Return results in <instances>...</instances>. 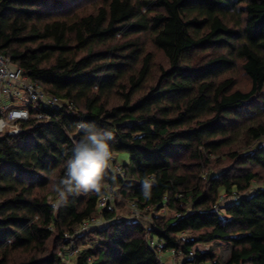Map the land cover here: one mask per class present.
<instances>
[{"label":"trees","instance_id":"trees-1","mask_svg":"<svg viewBox=\"0 0 264 264\" xmlns=\"http://www.w3.org/2000/svg\"><path fill=\"white\" fill-rule=\"evenodd\" d=\"M0 54L74 108L0 129V264H264V0H0ZM82 123L127 155L112 211L52 207Z\"/></svg>","mask_w":264,"mask_h":264},{"label":"clouds","instance_id":"clouds-1","mask_svg":"<svg viewBox=\"0 0 264 264\" xmlns=\"http://www.w3.org/2000/svg\"><path fill=\"white\" fill-rule=\"evenodd\" d=\"M80 129L82 135L74 145L73 157L53 185L57 194L54 208L66 205L70 196L87 192L103 194L108 189L109 171L114 170V155L109 143L114 139L113 133L94 124L82 123ZM148 188V184L143 186L146 198L150 196Z\"/></svg>","mask_w":264,"mask_h":264},{"label":"built area","instance_id":"built-area-1","mask_svg":"<svg viewBox=\"0 0 264 264\" xmlns=\"http://www.w3.org/2000/svg\"><path fill=\"white\" fill-rule=\"evenodd\" d=\"M24 96L27 97L29 102L26 105L17 107L14 105V101L24 102ZM11 101V105L7 102ZM42 104L52 110H59L63 107H67L69 110L74 109L71 105L63 103L57 97L47 95L42 91L40 86L31 81L24 74V70L11 63L8 57H4L0 54V129L7 124L16 121H27L29 118V111L27 106H38ZM42 118V116H38ZM114 170H110L114 175L124 178L125 172L121 165L113 163ZM113 197L109 191H107L98 201V208L107 209L112 211L114 209ZM53 207V204H52ZM54 208V207H53ZM57 208H54L56 210ZM103 224L101 219H92L90 223L84 224L79 230L75 232V236H79L89 229L99 227ZM74 236V237H75ZM74 237H67L68 239H74ZM68 256H74L78 250L73 245L65 250Z\"/></svg>","mask_w":264,"mask_h":264},{"label":"rangeland","instance_id":"rangeland-1","mask_svg":"<svg viewBox=\"0 0 264 264\" xmlns=\"http://www.w3.org/2000/svg\"><path fill=\"white\" fill-rule=\"evenodd\" d=\"M156 60L158 61V63H163L164 62V59L161 56H157ZM234 76L237 78V80H238L237 82H239L238 83V87L239 88H243L244 86L247 85V80L243 76V74L240 72V70H238V72H236L234 74ZM24 99H25L24 102H19V101L15 100L13 103L17 107H21L23 105H26L29 102V100L27 99L26 96H24ZM7 104L11 105V101H8ZM116 159H117V163L119 165H121V166L128 162L126 154H119ZM165 211H166V209H164L162 212L164 213ZM117 215L119 216V218L130 219V220H131V218H136V217L140 218L141 222L143 224H145L146 221H147V219L145 217L136 216V215H139V214H135L132 211L131 205L129 203H126V205H124L122 208H120L118 210V212H117ZM96 219H98V218L95 217V220ZM65 238L67 240V237H65ZM80 246L83 247V246H86V245L81 244ZM208 248H209V246H206L203 249L207 250ZM214 249H215L214 252L217 254L218 258L221 261H225L228 258V254H229V250L228 249H229V247H227L226 245H223V243H221L220 246L215 244L214 245ZM159 257H160V260L164 264H179L182 261V259L176 258L175 256L170 255L169 253L160 254Z\"/></svg>","mask_w":264,"mask_h":264}]
</instances>
